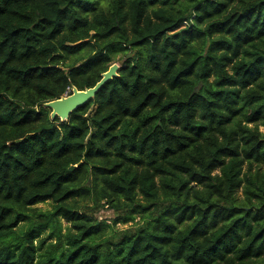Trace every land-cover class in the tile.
Here are the masks:
<instances>
[{
	"label": "trees",
	"instance_id": "1",
	"mask_svg": "<svg viewBox=\"0 0 264 264\" xmlns=\"http://www.w3.org/2000/svg\"><path fill=\"white\" fill-rule=\"evenodd\" d=\"M259 126L264 0H0V264H264Z\"/></svg>",
	"mask_w": 264,
	"mask_h": 264
},
{
	"label": "water",
	"instance_id": "2",
	"mask_svg": "<svg viewBox=\"0 0 264 264\" xmlns=\"http://www.w3.org/2000/svg\"><path fill=\"white\" fill-rule=\"evenodd\" d=\"M117 69L118 65L112 63L92 87L83 90H78L76 87H73L70 94L48 101L43 105L51 109V118L58 116L60 120H65L72 111L86 104L108 80L116 76ZM73 167L70 166L69 170H72Z\"/></svg>",
	"mask_w": 264,
	"mask_h": 264
},
{
	"label": "rangeland",
	"instance_id": "3",
	"mask_svg": "<svg viewBox=\"0 0 264 264\" xmlns=\"http://www.w3.org/2000/svg\"><path fill=\"white\" fill-rule=\"evenodd\" d=\"M116 60L117 61L119 60V56L116 57ZM116 64H117V62H116ZM259 128H260V130H264V126H259ZM33 207H37L43 211L51 210L52 209V202L48 201V202L38 203L36 205H33ZM98 216H99V219H104V220H107V222H111L112 219H114L116 217V214H114L113 209L106 207L102 211L99 212ZM139 222H140L139 217L135 216V219L133 221H128L125 224L117 223L115 227L122 229V228H126L129 226H134ZM66 225H67V223L65 222V220L61 219V230H62V232H65ZM48 232H49L48 228L42 229L41 233H40V237L45 236ZM35 242H36V240H35Z\"/></svg>",
	"mask_w": 264,
	"mask_h": 264
},
{
	"label": "built area",
	"instance_id": "4",
	"mask_svg": "<svg viewBox=\"0 0 264 264\" xmlns=\"http://www.w3.org/2000/svg\"><path fill=\"white\" fill-rule=\"evenodd\" d=\"M65 96H66V94H65Z\"/></svg>",
	"mask_w": 264,
	"mask_h": 264
}]
</instances>
